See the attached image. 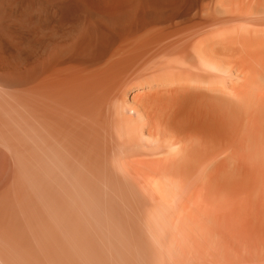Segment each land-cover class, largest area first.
I'll return each mask as SVG.
<instances>
[{"label": "bare ground", "instance_id": "1", "mask_svg": "<svg viewBox=\"0 0 264 264\" xmlns=\"http://www.w3.org/2000/svg\"><path fill=\"white\" fill-rule=\"evenodd\" d=\"M0 264H264V0H0Z\"/></svg>", "mask_w": 264, "mask_h": 264}]
</instances>
